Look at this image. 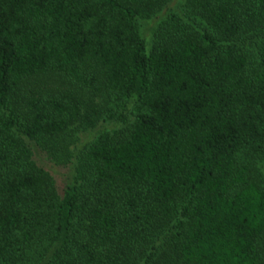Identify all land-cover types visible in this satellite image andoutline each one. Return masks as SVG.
Masks as SVG:
<instances>
[{
  "label": "trees",
  "instance_id": "16d2710c",
  "mask_svg": "<svg viewBox=\"0 0 264 264\" xmlns=\"http://www.w3.org/2000/svg\"><path fill=\"white\" fill-rule=\"evenodd\" d=\"M169 263L264 264V0H0V264Z\"/></svg>",
  "mask_w": 264,
  "mask_h": 264
},
{
  "label": "rangeland",
  "instance_id": "374dc122",
  "mask_svg": "<svg viewBox=\"0 0 264 264\" xmlns=\"http://www.w3.org/2000/svg\"><path fill=\"white\" fill-rule=\"evenodd\" d=\"M178 1V0H177ZM175 12H179L178 10ZM166 14V11L161 13L157 18L146 21L143 24V33L146 38H148L149 35H151V32L153 30L154 25L161 20L160 17ZM30 84V87L33 88L34 92L36 93H43L42 95H46L49 92H76L83 100L88 97V94L85 95V92L83 89H81L78 85L74 84L72 81L64 78V77H57L53 80H50L49 83L43 79H36L34 81L28 82ZM96 102V101H95ZM101 127V124H99L95 129L83 131L77 130L73 134V137L70 138V140L67 142V145L63 151V153H59L56 156L50 157L43 154L38 153V151L35 149L36 154V161L39 165L47 169L49 172H51L56 187L59 192L63 190V187L66 183V181L70 177L71 172V166H72V155L74 153V150L76 147L80 146L84 141L95 131L99 130ZM170 264V263H169ZM174 264V263H172Z\"/></svg>",
  "mask_w": 264,
  "mask_h": 264
}]
</instances>
